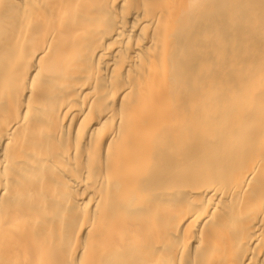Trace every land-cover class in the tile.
Instances as JSON below:
<instances>
[{
    "label": "bare ground",
    "instance_id": "bare-ground-1",
    "mask_svg": "<svg viewBox=\"0 0 264 264\" xmlns=\"http://www.w3.org/2000/svg\"><path fill=\"white\" fill-rule=\"evenodd\" d=\"M0 264H264V0H0Z\"/></svg>",
    "mask_w": 264,
    "mask_h": 264
}]
</instances>
